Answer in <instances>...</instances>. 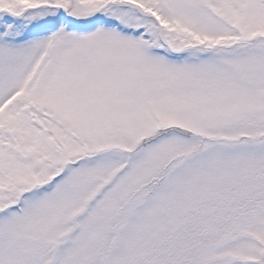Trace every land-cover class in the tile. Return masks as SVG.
<instances>
[{
    "label": "snow or ice",
    "instance_id": "1",
    "mask_svg": "<svg viewBox=\"0 0 264 264\" xmlns=\"http://www.w3.org/2000/svg\"><path fill=\"white\" fill-rule=\"evenodd\" d=\"M0 264H264V0H0Z\"/></svg>",
    "mask_w": 264,
    "mask_h": 264
}]
</instances>
